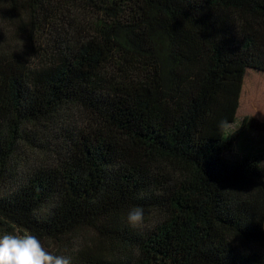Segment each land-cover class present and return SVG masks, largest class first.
Listing matches in <instances>:
<instances>
[{
  "label": "trees",
  "instance_id": "16d2710c",
  "mask_svg": "<svg viewBox=\"0 0 264 264\" xmlns=\"http://www.w3.org/2000/svg\"><path fill=\"white\" fill-rule=\"evenodd\" d=\"M20 237L264 264V0H0V264Z\"/></svg>",
  "mask_w": 264,
  "mask_h": 264
},
{
  "label": "rangeland",
  "instance_id": "374dc122",
  "mask_svg": "<svg viewBox=\"0 0 264 264\" xmlns=\"http://www.w3.org/2000/svg\"><path fill=\"white\" fill-rule=\"evenodd\" d=\"M263 138V135H262ZM27 240V245L22 246V241ZM33 243L28 237H20L9 242L4 250L5 264H33Z\"/></svg>",
  "mask_w": 264,
  "mask_h": 264
},
{
  "label": "water",
  "instance_id": "95a60500",
  "mask_svg": "<svg viewBox=\"0 0 264 264\" xmlns=\"http://www.w3.org/2000/svg\"><path fill=\"white\" fill-rule=\"evenodd\" d=\"M21 245L22 246H26L27 245V240L22 241Z\"/></svg>",
  "mask_w": 264,
  "mask_h": 264
}]
</instances>
